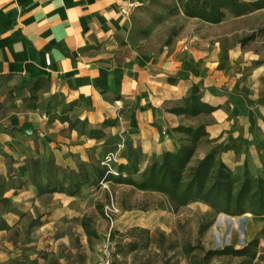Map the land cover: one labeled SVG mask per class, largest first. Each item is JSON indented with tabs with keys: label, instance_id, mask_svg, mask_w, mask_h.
<instances>
[{
	"label": "rangeland",
	"instance_id": "obj_1",
	"mask_svg": "<svg viewBox=\"0 0 264 264\" xmlns=\"http://www.w3.org/2000/svg\"><path fill=\"white\" fill-rule=\"evenodd\" d=\"M186 1L127 0L122 44L156 55L213 38V53L234 51L238 60L264 66V10L211 25L187 18ZM81 109L45 79L0 76V264H101L106 254L110 264H190L182 250L187 243L200 242L205 250L243 247L251 217L234 218L230 226L217 223L219 216L200 202L174 209L163 195L98 183L109 153L116 154L106 166L110 173L126 164V139L102 131L107 125L92 129ZM42 136L53 148L42 145ZM8 187L14 193L2 202ZM111 205L117 210L113 228L105 217ZM85 220L95 237H87Z\"/></svg>",
	"mask_w": 264,
	"mask_h": 264
},
{
	"label": "crops",
	"instance_id": "obj_2",
	"mask_svg": "<svg viewBox=\"0 0 264 264\" xmlns=\"http://www.w3.org/2000/svg\"><path fill=\"white\" fill-rule=\"evenodd\" d=\"M126 2L0 0V76L45 79L59 86L68 101L82 106V118L92 129L109 122L102 131L140 149V171L184 143L176 127L205 125L207 136L190 165L215 151L235 175L246 170L264 177V66L238 60L234 51L220 58L212 51L213 38H194L186 48L156 55L141 53L132 43L123 45ZM194 85L201 101L216 110L196 117L169 113L183 105ZM41 143L54 145L46 136ZM13 193L8 187L2 198ZM243 232V246L259 240L254 263L264 264V220L254 219ZM222 258L240 261L215 257L211 263Z\"/></svg>",
	"mask_w": 264,
	"mask_h": 264
},
{
	"label": "trees",
	"instance_id": "obj_3",
	"mask_svg": "<svg viewBox=\"0 0 264 264\" xmlns=\"http://www.w3.org/2000/svg\"><path fill=\"white\" fill-rule=\"evenodd\" d=\"M261 10H264V0H187L182 5V12L187 18L211 25L222 23L227 16L239 18ZM254 38L255 35L252 34L242 43ZM215 110L216 108L201 101L199 89L194 85L191 94L183 100V105L168 112L177 116L196 117L201 114L208 116ZM104 124L110 125L109 122ZM95 131L90 130V133H97ZM173 131L184 136V143L177 151L164 153L159 161L148 164L141 171L140 149L133 148L124 140L127 150L126 164H119L116 174L110 173L104 166V169L97 171L96 181L129 186L140 192L161 194L174 209L200 202L217 215L224 214L234 218L248 216L264 220V177H252L246 170L242 176L235 175L216 157L215 151H210L194 165H190L198 144L207 136L205 125L179 126ZM132 153L135 154L133 160ZM134 176L138 179H134ZM74 188L77 192L78 182L74 184ZM6 200L1 199L2 202ZM83 227L88 238L95 237V232L89 229L87 220ZM202 232L203 228L199 230V234ZM258 243V239H253L239 249L228 245L216 250H205L200 242L195 245L187 243L182 250L190 264H210L215 257L240 259L236 264H255ZM195 251H199L201 255H194Z\"/></svg>",
	"mask_w": 264,
	"mask_h": 264
},
{
	"label": "built area",
	"instance_id": "obj_4",
	"mask_svg": "<svg viewBox=\"0 0 264 264\" xmlns=\"http://www.w3.org/2000/svg\"><path fill=\"white\" fill-rule=\"evenodd\" d=\"M186 48V46L184 47ZM116 161V154H113V153H109L105 159H104V162L102 163L104 166H107L109 167L111 163L115 162ZM117 213V210L114 208L113 205L111 206H107L105 208V217L107 219V222L108 224L110 225V228H113V225H114V220H113V217L114 215ZM101 264H110V261H109V254H106L104 256V258L102 259L101 261Z\"/></svg>",
	"mask_w": 264,
	"mask_h": 264
},
{
	"label": "water",
	"instance_id": "obj_5",
	"mask_svg": "<svg viewBox=\"0 0 264 264\" xmlns=\"http://www.w3.org/2000/svg\"><path fill=\"white\" fill-rule=\"evenodd\" d=\"M218 216H219V218H218L217 223H221L223 221H226L230 226L233 225V219H234V217H229V216H226L224 214H219ZM243 217L244 216L236 217V218L239 220V219H243Z\"/></svg>",
	"mask_w": 264,
	"mask_h": 264
}]
</instances>
